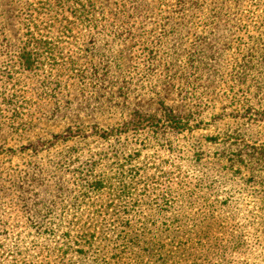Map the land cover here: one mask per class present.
<instances>
[{
	"label": "rangeland",
	"instance_id": "1",
	"mask_svg": "<svg viewBox=\"0 0 264 264\" xmlns=\"http://www.w3.org/2000/svg\"><path fill=\"white\" fill-rule=\"evenodd\" d=\"M263 6V0H0V264H91L88 255L99 254L102 225L113 223L112 214L172 208L193 217L224 201L223 190L233 184L211 159L216 147L206 137L236 130L264 143V83L237 78L243 60L261 55L251 45L263 30ZM197 111L203 117L194 132L162 128L155 146L143 151L148 182L136 179L123 192L112 182L88 199L77 197L75 171L105 154L109 174L118 172L113 149L153 139L147 130L116 135L131 113L153 115L161 125L170 113ZM248 111L263 115L246 121ZM198 149L206 153L202 162L195 161ZM120 152L128 155L129 147ZM204 172L207 184L219 181L221 188L195 189ZM44 178L60 179L64 188H45ZM28 184L31 198L23 206L18 187ZM252 210L250 191L224 208L233 226L245 225L249 242ZM88 231L98 242L84 246L82 259L75 249L86 245ZM68 235L72 253L64 256Z\"/></svg>",
	"mask_w": 264,
	"mask_h": 264
},
{
	"label": "trees",
	"instance_id": "2",
	"mask_svg": "<svg viewBox=\"0 0 264 264\" xmlns=\"http://www.w3.org/2000/svg\"><path fill=\"white\" fill-rule=\"evenodd\" d=\"M261 15L264 21V6L261 9ZM253 41L251 46L260 50L258 51L261 52L260 58L250 55L248 59L243 60L240 65L242 70L237 78L241 83H249L254 87V85L259 86L264 83V26L263 30L259 31L257 39ZM170 57L172 61L176 62L178 60L176 51H173ZM23 62L27 64L29 60L26 59ZM248 112L250 115L244 118L246 121H256L257 118L263 115L262 113L258 115L256 111ZM202 117V111L188 115L170 113L166 115V121L159 125L161 121L153 115L131 113L119 125L116 135L132 134L137 136L147 130L153 134V139L144 138L135 143L124 141L119 144L117 149L111 151L114 169H118L119 174L115 170L112 174H109V171H107V165L109 164L106 163L108 158L105 154H102L103 156L99 157L98 161L94 160L92 164L88 165V169L75 171L72 184L77 190V197L84 200L88 199L103 191L107 186L112 188V182H119L117 188L120 189V192L129 190L136 179H142L145 183L148 182V179H151L147 174L151 168L148 166L151 165L148 162H143V151L150 144L153 147L155 146L153 142L157 141V134L160 135L159 130L164 128L168 129L167 131L171 134L175 132L178 135L182 133L190 134L198 128V122L201 121ZM214 118L219 119V116ZM230 119L237 118L230 117ZM213 124H216V122ZM207 126L208 129L206 130H210L209 125ZM167 131L163 130L162 134L167 133ZM107 138L106 135L104 139ZM206 142L210 146L216 147V151L210 157L216 165L222 166L221 170L224 169L223 171L230 176L228 181L233 184L228 185L229 187L223 190L225 200L216 201L206 210L196 211L193 217H190L191 214L172 208L156 209L152 213L146 214L133 209L124 210L121 212V216L112 214V216H115L112 219L113 223H109L107 219L106 222L109 225H102L104 237L98 239V246L101 247L99 254L92 253L88 255L91 264H143L144 258L154 260L153 264H258L264 260V143L250 141L236 130L214 133L206 137ZM182 146L186 147L185 145ZM127 147H129L128 155L120 152L121 149ZM200 150L198 149L194 153L197 158L196 162H202L205 158L206 153ZM126 166L127 169H125ZM204 169L206 170V168ZM124 179L126 181L123 182ZM207 179L209 180L208 173H201L195 189L197 188L200 193L205 194V189L211 188V190H214L217 188L218 190L221 188L218 184L219 181L217 186L212 188L211 184L213 185L215 182L207 184ZM127 181L130 183H127ZM234 182H237L239 187L234 186ZM48 184H54V188H64L60 179L57 181L52 179L49 183V180L44 178L43 186L48 188L46 186ZM29 185L18 187L24 189L20 192V203L18 204L27 206L30 201L31 196H28L30 194ZM244 191L246 193L250 191L254 195L257 208V212H254V210L249 211L247 217L246 227L251 231V242L247 241L243 235L245 225L233 226L230 213L224 211L229 203H233L234 200L237 202L240 194ZM165 215H169L168 219L164 217ZM94 218L93 216L91 220H94ZM160 218L166 220L158 224ZM95 224L97 225V222ZM222 230L226 232H222ZM89 231L82 238L86 245L75 249V252L80 255L78 257H82V259L85 258V256H82L85 254L83 251L84 246L91 249L98 242L93 234H89ZM110 231L111 236L105 235L106 232ZM215 231H218L219 235H215ZM69 237L68 235L66 241L62 243L64 256L72 253L69 249L70 245H68ZM165 237L169 238L168 244L163 242ZM0 247L3 248V245ZM242 257L246 260H240Z\"/></svg>",
	"mask_w": 264,
	"mask_h": 264
}]
</instances>
